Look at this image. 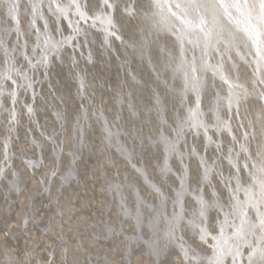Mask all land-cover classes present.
Returning a JSON list of instances; mask_svg holds the SVG:
<instances>
[{
	"label": "bare ground",
	"instance_id": "6f19581e",
	"mask_svg": "<svg viewBox=\"0 0 264 264\" xmlns=\"http://www.w3.org/2000/svg\"><path fill=\"white\" fill-rule=\"evenodd\" d=\"M21 2L20 25L28 37V48L24 51L30 53L35 42L29 24L31 9L27 0ZM97 3L98 0H87V8L91 10ZM118 3L120 6L113 12V19L122 40L110 37V43L105 45L100 31L88 29L73 42L78 47L65 46L59 55L50 57L46 67L29 71L35 80L34 93L33 90H20L19 102L15 105L17 118L11 133L8 131L9 113L5 110L12 107L11 101L6 96L0 97L3 103L0 109V162L4 161L6 140L10 157L0 164L6 171V178L0 180V264H181L175 248H170L166 255L159 258L152 255L149 247L151 231L144 227L138 232L134 221L120 214L119 200L109 190L111 184L121 185L125 204L133 213L138 195L146 204L157 206L160 203L155 191L120 155L114 146L115 141L113 145L104 141V119L113 131L120 130V143L134 152L133 162L142 167L148 180L167 196H174L173 189L179 187L178 176L183 175L179 157L173 156L168 161L173 173L161 176L159 165L163 163V146L150 143V138L158 139L161 128L171 135L176 116L183 115L180 97L164 84L168 80L171 87L179 89L181 82L172 81L169 71L161 72L157 79V71H154L162 63L159 47H171L172 41L163 34L151 37L154 43L150 51L142 55L140 42L146 29L142 17L148 0H134L137 9L135 17L124 13L125 0H118ZM43 11L48 18L49 33L54 39H60L61 34H70L67 21H57L46 7ZM3 19L0 12V20ZM43 26L44 22L37 20V27L43 30ZM16 55L19 57V53ZM233 60L237 67L232 68L227 63V73L233 79L239 78L241 83L247 81L252 69L235 56ZM3 61V53L0 52V66ZM18 65L27 67L22 58L18 59ZM80 78L86 85L83 98L79 91ZM207 80L211 84V73L207 75ZM216 85L219 88V80ZM216 90L209 88L202 96L201 107L206 113ZM220 91L223 93L224 89ZM156 96L162 101L166 125L161 124L155 107ZM193 100L194 97L189 94L185 103L190 104ZM82 104L87 110L86 118ZM26 105L33 108L31 114L27 112ZM258 109L255 98H249L239 106L240 119L232 121L237 137H242L245 130L255 133L256 139L250 140L253 155L257 141L262 139L260 125L255 123ZM57 113L62 118H58ZM101 113L104 119H98ZM222 115L227 118L226 113ZM210 117L211 113H208L205 118ZM78 120L84 126L83 146L74 132ZM249 121H253L251 129L247 127ZM241 122L244 128L239 127ZM137 134L143 143L140 139L133 140ZM214 139L223 140L225 149L231 141L226 133L214 136ZM193 145L209 163L219 155L214 145L205 150L202 135L194 138L189 134L186 144L182 141L178 147L188 153ZM184 164L188 167V184L195 188L202 172L199 160L186 155ZM221 167L227 176V161H222ZM212 184L223 191L218 177L212 178ZM205 191L208 196L211 195V189ZM194 203L191 196L185 197L186 216ZM141 210L145 220L152 214L146 206ZM172 211L169 199L165 212L170 215ZM105 222L115 232L122 229L123 234L107 232ZM164 229L161 220L158 233L161 245ZM180 232L196 246L198 241L192 238L186 223L181 226ZM137 236L141 238L137 239Z\"/></svg>",
	"mask_w": 264,
	"mask_h": 264
},
{
	"label": "snow or ice",
	"instance_id": "6c2138e0",
	"mask_svg": "<svg viewBox=\"0 0 264 264\" xmlns=\"http://www.w3.org/2000/svg\"><path fill=\"white\" fill-rule=\"evenodd\" d=\"M27 4L31 9L29 24L35 35L30 53L24 51L28 48V37L20 25L21 0H0V12L4 16L0 20V52L4 57L3 65L0 66V97L6 96L11 101L12 107L5 109L9 113V133L16 122L15 105L19 102L20 90H33L34 93L35 80L29 71L35 72L40 66L46 67L50 57L59 55L65 46L78 47L73 42L88 29L100 31L105 45L110 43V37L122 40L113 19V12L120 6L118 0H98L91 10L87 8V0H27ZM45 7L57 21L63 19L68 22L71 29L69 35L61 34L60 39L53 38L43 11ZM123 11L127 16L135 17L137 9L134 0H125ZM37 20L44 22L43 30L37 27ZM142 20L146 25L140 42L142 55L150 51L154 43L151 37L163 34L172 41L171 47H159L162 63L154 71H157V79L161 72L169 71L172 81L181 82L179 89L171 87L168 80L164 84L180 97L183 107V115L176 116L171 135L161 128L158 139L150 138V143L163 146V163L159 165L161 176L173 173L168 163L173 156L179 157L183 175L178 176L179 187L173 189L174 196H167L160 187L148 180L143 168L133 162L134 152L128 151L120 143V130L113 131L101 113L98 119H104V141L109 145L115 141L114 146L120 155L144 178L160 201L159 205L153 206L146 204L138 195L133 213L125 204L121 185L111 184L109 190L119 200L120 214L130 217L138 232L144 227L151 231L149 247L157 258L166 255L170 248H175L179 252L181 264H264V0H148ZM56 31H60L59 27ZM233 56L252 69L249 79L243 83L239 78L233 79L225 69L227 63L232 68L237 67ZM19 58L26 62L27 67L18 65ZM149 63H152L151 59ZM209 73L211 84L207 80ZM217 80L220 82L219 88ZM209 88L217 90L208 106L211 117L206 119L208 113L201 105L202 96ZM220 89H224V92ZM79 91L83 98L86 85L82 78L79 79ZM189 94L194 100L186 104ZM249 98H255L259 104L255 123L260 125L262 137L257 141L254 155L250 151V140L256 139L255 133L245 130L242 137H237L232 124L233 119H240V104ZM161 105L162 101L156 96L155 107L161 117V124L166 125ZM26 107L31 114L33 108L29 105ZM129 107L133 106L130 104ZM2 108L3 103L0 102ZM81 108L86 118L87 110L83 104ZM222 113H226L227 118ZM57 117L62 118L59 113ZM239 127L244 128L245 125L241 122ZM247 127L251 129L253 121H249ZM74 132L83 146L84 126L79 120ZM225 133L231 137L226 149L223 140L214 139V136L220 137ZM189 134L194 138L202 135L205 150L214 145L219 155L209 163L194 145L188 153L181 151L178 146L182 141L186 144ZM136 139L143 143L138 134L133 136V140ZM186 155L198 158L202 169L195 188L188 184V167L184 164ZM9 159L6 140L4 161L0 164ZM222 161H227L229 166L227 176L221 167ZM12 174L15 175L14 172ZM214 176L219 178L223 191L212 184ZM5 178V168L0 166V180ZM205 189H211L210 196ZM186 196H191L195 202L188 216L185 215ZM169 199L173 208L170 215L165 212ZM144 206L152 213L146 220L141 210ZM161 220L165 225L162 245L158 235ZM24 223L27 225L28 221ZM185 223L192 238L198 241L196 246L189 243L180 232ZM104 228L115 235L123 234L122 229L115 232L107 222ZM140 238L137 236V239Z\"/></svg>",
	"mask_w": 264,
	"mask_h": 264
}]
</instances>
